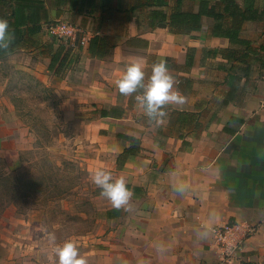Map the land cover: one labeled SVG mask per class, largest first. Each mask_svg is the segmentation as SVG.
I'll list each match as a JSON object with an SVG mask.
<instances>
[{"label": "crops", "instance_id": "crops-1", "mask_svg": "<svg viewBox=\"0 0 264 264\" xmlns=\"http://www.w3.org/2000/svg\"><path fill=\"white\" fill-rule=\"evenodd\" d=\"M203 2L223 19L204 15L199 29L182 34L152 19L156 9L170 15L175 0H43L41 19L49 21L33 35L21 27L15 34L20 41L8 54L43 50L38 40L58 20H70L87 36L84 44L82 36L65 44L68 52L61 53L62 70L68 68L71 78L69 119L81 123L88 170L123 176L134 192L128 212L99 196L109 225L103 240L114 238V244L116 236L115 245L126 251L120 264H264V0H231V6L226 0H182L180 8L197 13ZM12 7L0 4V18L14 19ZM233 10L241 16L233 17ZM96 35L114 44L103 57L89 51ZM136 58H142L146 80L152 65L165 61L186 97L183 106L166 109L161 127L150 126L134 98L116 87ZM46 60L51 64L50 55ZM124 135L138 143L119 167V155L131 146ZM171 171L188 183L186 195L173 191ZM213 211L218 216L210 228L237 221L258 225L227 262L211 232L201 241L194 234ZM161 242L168 249L162 258L156 252Z\"/></svg>", "mask_w": 264, "mask_h": 264}, {"label": "rangeland", "instance_id": "rangeland-1", "mask_svg": "<svg viewBox=\"0 0 264 264\" xmlns=\"http://www.w3.org/2000/svg\"><path fill=\"white\" fill-rule=\"evenodd\" d=\"M61 42L71 43L46 29L40 52L0 56V171L10 175L0 180L8 202H0V264H53L55 245L69 239L88 264H120L126 252L116 236L103 240L109 225L89 180L86 138L69 119V69L56 76L46 60Z\"/></svg>", "mask_w": 264, "mask_h": 264}, {"label": "clouds", "instance_id": "clouds-1", "mask_svg": "<svg viewBox=\"0 0 264 264\" xmlns=\"http://www.w3.org/2000/svg\"><path fill=\"white\" fill-rule=\"evenodd\" d=\"M15 41V32L10 30L7 19L0 18V54L8 55ZM142 58H136L126 66L122 76L116 80V87L125 98L133 97L136 106L142 110L150 126L161 127L166 123L168 115L166 109L169 106H183L186 97L175 87V78L170 74L167 63L163 60L154 63L151 67V75L145 77V71L141 62ZM260 158H264L261 152ZM173 178V191L184 196L189 191L186 181L177 178V172L168 173ZM89 180L99 189V196L115 210L131 211V202L134 192L129 189L123 176L114 178L111 172L97 169L89 176ZM218 214L213 211L206 224H202L194 230L197 241L209 237L210 225L215 222ZM47 239L55 244V234L47 233ZM168 249L163 242L156 245V252L161 258ZM55 257L53 264H88V260L82 256L72 240H66L62 245H55ZM143 264V262H142Z\"/></svg>", "mask_w": 264, "mask_h": 264}, {"label": "trees", "instance_id": "trees-1", "mask_svg": "<svg viewBox=\"0 0 264 264\" xmlns=\"http://www.w3.org/2000/svg\"><path fill=\"white\" fill-rule=\"evenodd\" d=\"M62 1L63 3H70L74 5L77 0H58ZM177 2V7L173 12L168 15L166 12L162 11L161 9H156L152 11V19H158L159 22H167L169 26L177 33L182 34H189L194 30H197L201 27V19L202 16L207 15L211 16L215 19H223L221 15H217L213 12L212 9L208 10L207 2H203L199 12H185L182 11L180 8L182 0H175ZM228 1L229 6L234 5L231 3V0ZM8 2L12 7V15L14 19H7L10 24V30H14L15 34L18 36L20 34L21 27H27L28 33L30 35L37 34L42 30V23L48 22L49 19H41L43 16V0H0V4L7 5ZM83 4V3H82ZM233 17H240L241 13L233 10L230 12ZM244 14V13H243ZM45 15V14H44ZM251 18V16L249 15ZM248 18V16L243 15V19ZM219 33V27L215 28ZM17 30V31H15ZM20 40H15L10 51V54L14 52L15 46L18 45ZM111 40L108 37L96 35L90 39L89 42V51L93 57H103L107 55L110 50L114 47V44L110 42ZM63 51H67L65 44L61 42L58 46V49L53 52L50 51L51 57V65L49 69L53 70L56 75L60 73V71L64 67V57H61V53ZM4 54H0L2 56ZM192 63L190 58L189 64ZM56 66V69L54 68ZM107 115L108 112L103 111V115ZM123 138L130 141L131 146L127 148L121 155L118 157V166H122L127 158L136 152V149L133 147L138 143V140L131 136L124 135ZM71 164V162H65V164ZM10 175L7 172L0 171V180L8 181L10 179ZM2 205L5 200H0ZM8 203V202H7Z\"/></svg>", "mask_w": 264, "mask_h": 264}, {"label": "built area", "instance_id": "built-area-1", "mask_svg": "<svg viewBox=\"0 0 264 264\" xmlns=\"http://www.w3.org/2000/svg\"><path fill=\"white\" fill-rule=\"evenodd\" d=\"M59 40L75 43L81 37V44L87 42L81 27L67 21H56L47 27ZM258 231V225L248 222H229L211 228L214 244L219 250L223 262L230 261L232 257L243 249L246 241Z\"/></svg>", "mask_w": 264, "mask_h": 264}, {"label": "water", "instance_id": "water-1", "mask_svg": "<svg viewBox=\"0 0 264 264\" xmlns=\"http://www.w3.org/2000/svg\"><path fill=\"white\" fill-rule=\"evenodd\" d=\"M162 26L166 27V25H165V24H163Z\"/></svg>", "mask_w": 264, "mask_h": 264}]
</instances>
